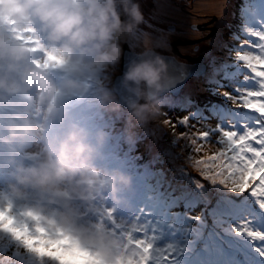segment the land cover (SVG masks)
Returning <instances> with one entry per match:
<instances>
[{
	"label": "snow or ice",
	"instance_id": "1",
	"mask_svg": "<svg viewBox=\"0 0 264 264\" xmlns=\"http://www.w3.org/2000/svg\"><path fill=\"white\" fill-rule=\"evenodd\" d=\"M236 15L238 26L231 39L238 43L217 41L218 48L228 50V57L209 51L201 63L184 66L204 79L210 97L219 88L230 89L222 93L224 102L206 98L204 116L196 120L200 128L191 134L195 151L216 136L218 149L195 161L213 187L198 180L158 187L131 225H117L111 231L133 249L130 254L120 250L127 258L117 264H264V0H240ZM142 34L139 30L138 36ZM15 39L31 45L32 51L43 50V66L59 62L58 56L43 49L32 28L17 33ZM165 59L181 68L171 57ZM185 75L170 73L169 84ZM190 119L184 116L178 123L195 128ZM210 119L217 121L215 127L207 125ZM198 206L203 207L202 214L189 215ZM0 264L105 262L70 230L32 208L8 203L0 204Z\"/></svg>",
	"mask_w": 264,
	"mask_h": 264
},
{
	"label": "clouds",
	"instance_id": "2",
	"mask_svg": "<svg viewBox=\"0 0 264 264\" xmlns=\"http://www.w3.org/2000/svg\"><path fill=\"white\" fill-rule=\"evenodd\" d=\"M143 23L139 0H0V107H18L22 113L4 122L0 145L14 154L12 145L17 140L42 135L45 142L28 164L13 157L14 170L0 192V204L12 203L43 214L70 230L105 264H117L127 258L121 257L120 250L130 254L133 249L102 224L86 223L80 208H92L103 192L111 193L119 203L117 193L130 185L131 178L119 170L97 169L95 161L107 139L103 129L94 134L76 127L63 135L47 132L64 124L68 100L84 97L89 81L120 62L122 45L136 42ZM33 26H38L48 51L59 57L55 67L65 74L59 85L49 75V67L32 61L29 45L15 39L17 33ZM155 44L168 47L163 37ZM143 54L147 58L131 62L122 77L134 97L128 103L130 138L137 125L155 120L160 113L159 97L168 90L170 65L165 57L151 49ZM92 96L106 111L121 110L113 90L102 84ZM33 113L42 115V122L32 119Z\"/></svg>",
	"mask_w": 264,
	"mask_h": 264
},
{
	"label": "rangeland",
	"instance_id": "3",
	"mask_svg": "<svg viewBox=\"0 0 264 264\" xmlns=\"http://www.w3.org/2000/svg\"><path fill=\"white\" fill-rule=\"evenodd\" d=\"M206 2V0H170V2L167 0L168 6L177 7L183 11L180 16H176L173 14L175 12L172 9L161 5L158 0H139L143 14H145L146 11H154L157 8L160 9L161 12L158 17L151 19V24H147L144 21L141 25L149 31L154 30V23L162 25L168 47L166 49L158 48L153 42L151 43L152 45H141L143 39L142 36L139 35L136 43H124L122 48L127 44L129 48L137 54L152 49L155 52H160L162 55H174L172 53V42L200 39L197 45H177V50L180 55H175L176 59L180 62H187L184 56H205V53L209 51L219 58L228 57L229 54L226 48H218L216 46L213 50H210V47L217 41H223L224 44L228 45L238 43L231 39V33L235 31L238 26L236 14L240 0H227L226 3L223 4L222 2L221 5L220 2H217V8H224V13H219L217 9L214 12L208 11L205 6ZM212 2L214 1L212 0ZM147 19L148 15L146 14V19L144 20ZM221 23L222 26H219ZM200 24H204L205 27L201 30L192 28V26ZM149 25L152 27H149ZM211 27L215 28V33L206 39L205 37L208 33H206L205 30H210ZM37 28L38 26H33L32 28L34 30V36L39 39L43 49L48 50L49 46L44 41L42 35H40V32H37ZM29 47H31V45H29ZM33 52H37V54L32 58V61H39L42 63L44 51L38 49ZM234 56L235 53H231V57ZM120 64L121 59L117 65L101 70L94 80L88 82V94L81 98H72L67 101L66 105L76 100L77 105L72 108H82L81 111L85 115L84 124L86 127L90 128L88 133L94 134L100 129H103L107 133V139L100 151H105L108 157L101 155L99 160L102 163L109 160L108 165L110 168L119 170L131 178L130 185L121 188H130L132 193L137 194L136 197L132 198V202L127 207L130 213V221H132L140 208L146 206L153 192L158 187H162L165 184H184L189 183V181L198 180L207 188L213 187L210 182L205 180L201 175L200 170L195 166V161L206 159L207 156L212 155L218 149L219 145L216 142V136H211L207 142H203V147L200 151H195L196 145L191 143V134L195 133L197 129L200 128L196 120L204 116L202 104L205 102L206 98H210L214 102H224L222 93L230 89L219 88L217 89V95L210 97L209 93L206 91L208 85L205 84L204 79L192 77L187 83L191 85L194 84L195 90L187 92L185 88L187 85L186 83L179 95L174 96L166 93L160 96V113L156 116L155 120L150 121L145 126L141 127L137 125L132 130L133 135L130 138L128 133V111L121 107L120 111L126 116V118H122L121 115L116 114V112L106 111L94 101L92 96L97 86L101 84L113 90V81L115 77L120 74ZM47 71L54 82L59 85L60 81L64 78V70L62 68L49 67ZM113 94L117 98L114 91ZM227 104L229 107H234L230 101H228ZM33 114L43 119L42 115L37 113ZM184 116H191L193 119H190V125H196V127H186L179 124L178 121ZM78 118L80 121L83 119L81 117ZM71 119L74 120L75 118ZM166 120L171 121V124H166ZM74 122L75 120L70 123L64 134L72 127L78 128ZM216 123L217 121L215 119L207 121V125L211 127H215ZM173 125H176V127L173 128ZM81 128L82 126H80V129ZM183 133H189V136H182ZM38 136L42 138V135ZM199 143L198 141V144ZM42 145L41 140H38L36 144L31 143V147L27 150L33 152L32 156H35L43 150ZM158 145H160V147ZM12 159L11 153L0 148V192L6 189L7 184L2 182L5 180L3 175L6 173L7 167L12 165ZM115 163L119 169L116 167ZM124 163H129L128 167H122L121 165ZM101 195H104V204L107 198H112V194L109 192H103ZM93 208H95L93 212L96 217L101 219L104 215L103 218L105 222H97L102 224L106 230L109 228V231H113L116 229L117 225H125L124 217L120 216L111 215L114 217V220L110 222L108 217L109 212L107 211L109 207H104L100 200H98V204L94 203ZM96 209H99V211ZM82 210L81 207L80 211L82 212ZM176 211H182V209H176ZM88 212H90L89 209L86 213L90 214ZM202 212L203 207L198 206L193 209L189 215H200ZM82 219L86 223L92 225L97 224L87 216ZM195 223L197 222H193V224Z\"/></svg>",
	"mask_w": 264,
	"mask_h": 264
},
{
	"label": "water",
	"instance_id": "4",
	"mask_svg": "<svg viewBox=\"0 0 264 264\" xmlns=\"http://www.w3.org/2000/svg\"><path fill=\"white\" fill-rule=\"evenodd\" d=\"M204 27H205L204 24L192 26L193 29H197V30H201ZM214 33H215V28L211 27L210 32L207 34V36L205 38L207 39V38L211 37L212 35H214ZM199 41H200V39L187 40V41L178 40V41L171 43L172 53L174 55H163V56L164 57H171L172 59H174L176 61L177 64L181 65V68L180 69L174 68V66L169 64L168 60L166 59V62L170 65L169 72H168V78L170 79V73L177 72V71L182 72V73H186V75L184 76L183 79H177L176 83L171 84V85L169 84V80H168V90L165 93L161 94L160 96H163L166 93L172 94L174 96L179 95L181 90L183 89V87L187 83V81L189 79H191L192 77H195V75L192 73L190 68L185 69L184 66L185 65L194 66L198 63H201L202 61H204V56H198V57L184 56V58L188 61L187 62H180L176 59L175 55H177V56L180 55V53L177 50V45H180V44L197 45L199 43ZM195 47H197V46H195ZM147 51H149V49L144 51L143 53H145ZM143 53L137 54V53L133 52L127 44H125L123 46V52H122L121 64H120V74L117 75L113 81V91L117 95V100L119 101L121 107L123 109H125L126 111H128L129 101L131 99H134V97L131 96V94L128 92V90L122 84V77H123L124 72L127 70L128 65L131 62H133V61L139 62V61L147 58V56L144 55Z\"/></svg>",
	"mask_w": 264,
	"mask_h": 264
},
{
	"label": "bare ground",
	"instance_id": "5",
	"mask_svg": "<svg viewBox=\"0 0 264 264\" xmlns=\"http://www.w3.org/2000/svg\"><path fill=\"white\" fill-rule=\"evenodd\" d=\"M159 3L169 9H172L175 13H173L174 15L176 16H180L181 13L183 12L182 10L178 9L177 7H170L167 5V0H158ZM206 8L208 11L210 12H214L216 9L219 13H224L225 12V9L224 8H217L216 4L217 2H220V5L227 2V0H213L214 2H212V0H206ZM170 2V0H169ZM207 11V12H208ZM160 9L157 8L155 9L154 11L151 10V11H146L145 14H144V19H146V14L148 15V19L147 20H144V21H147V24H151V19H154L155 17H158L159 13H160ZM222 22V21H221ZM153 28L154 30H148L147 28H143V25H140V30H143V34L141 35L142 36V43L141 45H152L151 43L153 42V44H155V42L160 39L161 37L165 38V35H164V32H163V27L162 25H158L156 23L153 24ZM219 26H222V23L219 24ZM162 27V28H161ZM138 40V39H137ZM136 43V42H135ZM156 46V44H155ZM217 46V42H214L211 47H210V50H213L215 47ZM162 49H166V48H162ZM185 88L187 89V92H190V91H193L195 90V86L187 83V85L185 86ZM165 95V94H164Z\"/></svg>",
	"mask_w": 264,
	"mask_h": 264
},
{
	"label": "trees",
	"instance_id": "6",
	"mask_svg": "<svg viewBox=\"0 0 264 264\" xmlns=\"http://www.w3.org/2000/svg\"><path fill=\"white\" fill-rule=\"evenodd\" d=\"M193 86H195L194 84H192ZM82 103V102H81ZM77 105V102L76 100L70 102L68 105H66V108H67V115H66V118H65V121H64V124L62 126H58V129L61 130L62 127H65L67 124H68V121L72 120L71 118H75L76 117H81L83 118L81 121L78 120L76 121V123L78 125H80L82 122L84 123V113L81 111L82 108L81 107H78V108H72L73 106ZM116 114L118 115H121L122 118H126L125 114L121 111L119 112H116ZM22 115V113L19 111V108H15V109H10L8 107H0V125H3L4 126V122L6 120H13V119H18V117H20ZM36 118V120L38 121L39 118H37L35 115L32 114V119ZM85 126V124H84ZM83 129L84 131L88 132L90 130L89 127H83L81 128ZM121 132V131H120ZM122 135V134H121ZM20 142H22L23 140L20 139L19 140ZM160 147V145H158ZM156 148V147H155ZM101 152V155L102 156H107L106 155V152L105 151H100ZM111 156H112V153H111ZM108 157V156H107ZM116 167H117V164L115 163ZM129 163H124L122 164L121 166L122 167H128ZM118 168V167H117ZM119 169V168H118ZM193 215V214H191ZM195 222V221H194Z\"/></svg>",
	"mask_w": 264,
	"mask_h": 264
},
{
	"label": "flooded vegetation",
	"instance_id": "7",
	"mask_svg": "<svg viewBox=\"0 0 264 264\" xmlns=\"http://www.w3.org/2000/svg\"><path fill=\"white\" fill-rule=\"evenodd\" d=\"M205 32H206V33H209V32H210V30H209V29H207V30H205ZM185 60H186V59H185ZM186 61H188V60H186Z\"/></svg>",
	"mask_w": 264,
	"mask_h": 264
}]
</instances>
